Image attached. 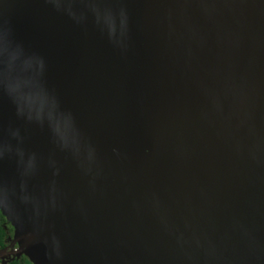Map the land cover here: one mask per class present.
Instances as JSON below:
<instances>
[{
	"label": "water",
	"instance_id": "95a60500",
	"mask_svg": "<svg viewBox=\"0 0 264 264\" xmlns=\"http://www.w3.org/2000/svg\"><path fill=\"white\" fill-rule=\"evenodd\" d=\"M0 216L30 264H264V0H0Z\"/></svg>",
	"mask_w": 264,
	"mask_h": 264
},
{
	"label": "flooded vegetation",
	"instance_id": "af4514ba",
	"mask_svg": "<svg viewBox=\"0 0 264 264\" xmlns=\"http://www.w3.org/2000/svg\"><path fill=\"white\" fill-rule=\"evenodd\" d=\"M0 228L2 231L0 239V264H30L25 257L15 255V249H17V246L13 245L11 240L12 230L6 226L1 216Z\"/></svg>",
	"mask_w": 264,
	"mask_h": 264
},
{
	"label": "trees",
	"instance_id": "16d2710c",
	"mask_svg": "<svg viewBox=\"0 0 264 264\" xmlns=\"http://www.w3.org/2000/svg\"><path fill=\"white\" fill-rule=\"evenodd\" d=\"M1 236H2V231H1V228H0V239H1ZM27 264V263H26Z\"/></svg>",
	"mask_w": 264,
	"mask_h": 264
},
{
	"label": "bare ground",
	"instance_id": "6f19581e",
	"mask_svg": "<svg viewBox=\"0 0 264 264\" xmlns=\"http://www.w3.org/2000/svg\"><path fill=\"white\" fill-rule=\"evenodd\" d=\"M18 251V249H15V253Z\"/></svg>",
	"mask_w": 264,
	"mask_h": 264
}]
</instances>
